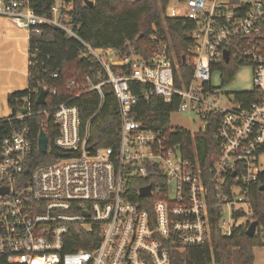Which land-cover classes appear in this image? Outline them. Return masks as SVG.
Wrapping results in <instances>:
<instances>
[{
    "label": "built area",
    "instance_id": "2783aa9c",
    "mask_svg": "<svg viewBox=\"0 0 264 264\" xmlns=\"http://www.w3.org/2000/svg\"><path fill=\"white\" fill-rule=\"evenodd\" d=\"M181 2L186 10L181 17L192 22L181 62L189 75L166 44L143 59L133 47L122 52L82 40L73 29L70 1L55 0L45 16L33 10L31 0H0V15L29 34L47 26L78 39L81 56L93 58L101 72L68 79L77 89L73 97L96 91L101 105L104 93L112 92L120 115L116 147L95 148L88 143L89 122L82 127L79 108L69 101L73 97L45 107L49 93L56 92L53 87L43 85L48 93L41 109L33 110L26 98L15 115L0 117V188L5 189L0 193V254L9 262L170 264L171 251L210 243L209 205L218 209L223 235L250 215L248 191L260 176L264 180L259 161L264 152V0ZM241 66L250 68L253 87L229 98L212 75L220 72L223 82L227 70ZM131 82L145 86L134 92ZM37 94L38 88L34 101ZM151 96L196 113L202 122L197 133L206 132L209 123L215 127L207 164L198 156L197 133L188 131L193 147L185 152L180 141L172 142L134 116L136 102ZM34 112L51 117L59 155L26 172L32 139L23 121ZM146 185L150 194L142 197L139 190ZM228 206L230 219L225 220ZM237 211L243 215L236 218Z\"/></svg>",
    "mask_w": 264,
    "mask_h": 264
},
{
    "label": "trees",
    "instance_id": "16d2710c",
    "mask_svg": "<svg viewBox=\"0 0 264 264\" xmlns=\"http://www.w3.org/2000/svg\"><path fill=\"white\" fill-rule=\"evenodd\" d=\"M169 0H93L92 5H86L84 0H70L69 14L75 33L84 41L95 46L112 47L126 52L133 47L135 53L143 58H149L156 49L166 44L172 55L177 58L181 67L182 57L187 56V48L191 43L188 30L192 22L181 16H167L164 9ZM182 1V0H179ZM55 0H31V7L40 15L50 16V8ZM83 51L80 41L67 35L56 27H43L38 34L28 35V72L27 88L15 90L7 94V104L11 114L15 115L23 97L30 98L33 110L42 108L34 101L35 90L39 85L56 89L49 93L45 107L69 100L77 89L68 84V79L80 81L86 75L91 78L101 72L97 62L90 56H81ZM182 69V67H181ZM189 75L190 70L182 69ZM56 73V77L51 74ZM233 70L225 72L226 81L231 79ZM102 74V73H101ZM134 92L145 84L130 83ZM240 97V95H237ZM79 108L82 127L89 122L88 143L94 148L101 146L116 147L120 126L118 104L112 92H105L100 105V97L96 91L80 93L69 100ZM176 111L175 103L164 102L158 96L149 99H139L134 105V116L149 128L161 130L170 136L172 142L180 141L185 152L193 147V139L187 130L178 129L171 132L169 116ZM47 125L42 126L43 122ZM24 124L28 126L32 139V149L28 155L26 172L38 163L52 160L59 155L53 146V138L57 133L51 117L34 112L25 117ZM43 127L48 140L46 152L37 148L38 133ZM215 127L209 123L208 130L194 136L196 149L202 165L209 162L213 148L212 135ZM207 156V158H206ZM263 175V174H262ZM263 177L250 187V215L244 221L232 227L229 235H223L218 228V209L209 205L211 213L210 243L171 251L170 264H253V247L264 245L262 230L264 229V190H260ZM137 186L132 194L136 195ZM147 208H149L147 206ZM243 215L237 211L235 217ZM251 221H256L253 236L246 233ZM83 246L82 244H74ZM73 245H70L72 248ZM0 264H18L9 262L0 254Z\"/></svg>",
    "mask_w": 264,
    "mask_h": 264
},
{
    "label": "rangeland",
    "instance_id": "374dc122",
    "mask_svg": "<svg viewBox=\"0 0 264 264\" xmlns=\"http://www.w3.org/2000/svg\"><path fill=\"white\" fill-rule=\"evenodd\" d=\"M185 7L179 0H169L164 12L167 16H182L185 14ZM27 29L16 26L7 16L0 15V117L11 114V108L7 104V94L15 90L27 88L28 72V38ZM212 81L220 86L223 92H227L232 98V93L236 91L251 90L252 74L249 67L241 66L234 72L229 80L220 78V72H214ZM227 95H224L227 98ZM21 101L25 102L23 97ZM171 128L187 130L197 133L202 122L193 111L176 110L169 116ZM260 166L264 168V152L259 156ZM229 206L224 210L222 218L230 219ZM242 222L238 220L236 223ZM264 241V229L262 230ZM253 264H264V245L253 247Z\"/></svg>",
    "mask_w": 264,
    "mask_h": 264
},
{
    "label": "water",
    "instance_id": "95a60500",
    "mask_svg": "<svg viewBox=\"0 0 264 264\" xmlns=\"http://www.w3.org/2000/svg\"><path fill=\"white\" fill-rule=\"evenodd\" d=\"M70 1V0H67ZM135 1H139V0H135ZM84 3L86 5H92L93 4V0H84ZM224 60L227 61L228 60V56H227V52H224ZM48 93V88L47 87H43L42 85H39L38 87V94L36 96L35 99V103L38 105H44L46 100L45 97ZM21 113H24L26 110L24 108H21L19 110ZM204 128H207V124H205ZM48 147V140H47V136L46 133L44 132L43 129H40L39 133H38V137H37V148L42 151V152H46ZM61 156H65L66 153H61ZM260 190H264V183L260 185ZM5 189L0 188V193L4 192ZM150 194V185H146L140 188L139 190V195L144 197ZM256 225L257 222L256 221H251L246 229V233L249 236H253L255 234V230H256Z\"/></svg>",
    "mask_w": 264,
    "mask_h": 264
},
{
    "label": "crops",
    "instance_id": "0c3cea01",
    "mask_svg": "<svg viewBox=\"0 0 264 264\" xmlns=\"http://www.w3.org/2000/svg\"><path fill=\"white\" fill-rule=\"evenodd\" d=\"M28 32V31H27ZM28 35H29V33L27 34V38H28Z\"/></svg>",
    "mask_w": 264,
    "mask_h": 264
}]
</instances>
